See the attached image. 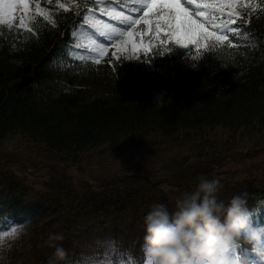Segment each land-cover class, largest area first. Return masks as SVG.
<instances>
[{
  "label": "trees",
  "instance_id": "trees-1",
  "mask_svg": "<svg viewBox=\"0 0 264 264\" xmlns=\"http://www.w3.org/2000/svg\"><path fill=\"white\" fill-rule=\"evenodd\" d=\"M60 3L71 10L51 4L47 9L56 25L37 17L31 24L35 35L0 26V139L25 135L54 152L70 154L72 164L81 152L131 136L154 134L169 141L181 131L216 125L264 129V11L251 19L249 31L255 38L238 39V48L205 52L197 61L192 59L196 49L168 45L170 52L161 55L164 49L158 47L153 55L136 60V66L123 57L114 72L108 65L111 54L100 65L68 55L78 10L73 0ZM152 86L164 92L158 106L149 95L138 96ZM186 164L175 163L178 170ZM0 186V232L36 216L40 206L26 205L23 187L1 181ZM106 187L85 190L66 205L61 204L65 194L59 190L50 200L67 214L82 209L89 216L122 212L120 195L110 194L116 190ZM74 216L69 231L85 220Z\"/></svg>",
  "mask_w": 264,
  "mask_h": 264
},
{
  "label": "rangeland",
  "instance_id": "rangeland-1",
  "mask_svg": "<svg viewBox=\"0 0 264 264\" xmlns=\"http://www.w3.org/2000/svg\"><path fill=\"white\" fill-rule=\"evenodd\" d=\"M56 2L52 0L51 4ZM51 4L41 0L43 8ZM129 61L136 66V60ZM137 81L142 84L141 80ZM151 88L138 96L149 95L158 106L164 99L163 89ZM255 128L216 125L181 131L169 141L154 134L131 136L81 152L72 164L74 159H70V154L54 152L25 135L12 133L0 139V181L8 187H23L26 205L40 206L27 223L10 224L0 232L10 264L15 263L13 258L16 264H72L73 261L85 264L90 258L110 260L114 255L113 242L117 253L139 258L146 247L144 217L152 206L161 203L175 210L176 201L193 191L204 178L220 182L219 197L225 201L242 194L246 195V202L249 197L254 203L256 194L261 193L264 208V129ZM182 160L187 164L178 170L175 163ZM109 186L116 190L109 191L110 194L120 195L122 212L89 216V211L82 209L67 214L60 210L61 205L50 200L59 190L65 194L64 199L60 198L61 204L66 205L85 190L98 192ZM0 197L2 201V186ZM74 214V219L85 220L69 231ZM12 228L21 235L15 237ZM60 235L63 239H56ZM56 247L68 251L64 261H57L53 255Z\"/></svg>",
  "mask_w": 264,
  "mask_h": 264
},
{
  "label": "snow or ice",
  "instance_id": "snow-or-ice-1",
  "mask_svg": "<svg viewBox=\"0 0 264 264\" xmlns=\"http://www.w3.org/2000/svg\"><path fill=\"white\" fill-rule=\"evenodd\" d=\"M47 2L51 4L52 0ZM73 4L78 10V21L71 31L75 42L69 46L68 55L76 61L100 65L111 52L108 65L114 72L123 57L141 60L153 55L158 47H163L161 55H164L172 50L168 45L193 46L196 55L192 59L197 61L205 52L238 48V39L255 38V33L249 31L251 19L254 13L264 11L260 0H125L124 7L128 10L122 9L121 0H82L80 3L73 0ZM57 5L65 12L71 10L60 0ZM37 17L56 25L50 10L41 7V0H0V26L35 35L31 24ZM143 60L151 62V59ZM11 232L15 237L21 235L16 228ZM3 243L0 238V246ZM111 251L112 259L90 258L85 264H151L145 249L137 258L130 253H117L113 242ZM242 252L243 245L237 249L235 258Z\"/></svg>",
  "mask_w": 264,
  "mask_h": 264
},
{
  "label": "clouds",
  "instance_id": "clouds-1",
  "mask_svg": "<svg viewBox=\"0 0 264 264\" xmlns=\"http://www.w3.org/2000/svg\"><path fill=\"white\" fill-rule=\"evenodd\" d=\"M221 188L217 179L204 178L176 201L175 210L152 206L144 217L145 255L151 264H264V225L252 223L246 195L225 201ZM241 245L244 252L237 259ZM7 251L0 246V264H10ZM53 255L64 261L69 253L56 247Z\"/></svg>",
  "mask_w": 264,
  "mask_h": 264
}]
</instances>
